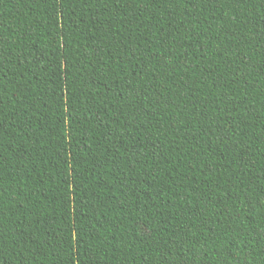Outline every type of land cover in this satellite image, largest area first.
<instances>
[{"label": "trees", "instance_id": "1", "mask_svg": "<svg viewBox=\"0 0 264 264\" xmlns=\"http://www.w3.org/2000/svg\"><path fill=\"white\" fill-rule=\"evenodd\" d=\"M0 264H264V0H0Z\"/></svg>", "mask_w": 264, "mask_h": 264}]
</instances>
